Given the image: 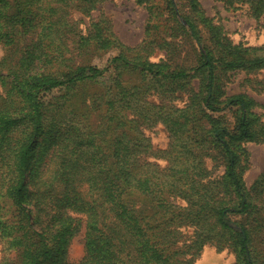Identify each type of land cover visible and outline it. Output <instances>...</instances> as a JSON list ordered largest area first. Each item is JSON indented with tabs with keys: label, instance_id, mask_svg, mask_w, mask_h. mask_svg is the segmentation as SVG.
Instances as JSON below:
<instances>
[{
	"label": "trees",
	"instance_id": "1",
	"mask_svg": "<svg viewBox=\"0 0 264 264\" xmlns=\"http://www.w3.org/2000/svg\"><path fill=\"white\" fill-rule=\"evenodd\" d=\"M99 1L0 0V45L11 50L21 40L23 48L15 64L9 54L0 61V78L12 83L0 96V199L16 212L0 218V236L14 253L0 264H71L67 248L83 225L86 254L76 264H192L205 244L221 249L230 241L235 264H264V202H254L259 195L238 169L242 143H264V113L247 94L219 100L227 71L264 68V47L232 44L203 16L199 0H180L184 12L172 0H136L149 9L151 46L168 53L167 39H153L155 22L173 21L198 44L195 18L210 25L211 45L198 51L197 64L171 68L144 57L146 46L123 45L103 18L83 30L74 11L89 16ZM220 1L247 4L255 18L263 16L264 29V0ZM111 51L104 68L89 63L93 52ZM151 90L168 100L184 90L188 101L177 109L151 103ZM226 108L239 114L233 130L213 115ZM157 121L171 136L166 150L151 152L166 160L163 167L144 157L151 146L142 126ZM44 134L50 147L40 151ZM206 157L215 161L211 168ZM219 166L223 172L214 175ZM258 187L264 174L253 188L264 195ZM254 214L259 223H246ZM230 215H242L240 231ZM182 225L192 235L180 242Z\"/></svg>",
	"mask_w": 264,
	"mask_h": 264
},
{
	"label": "rangeland",
	"instance_id": "2",
	"mask_svg": "<svg viewBox=\"0 0 264 264\" xmlns=\"http://www.w3.org/2000/svg\"><path fill=\"white\" fill-rule=\"evenodd\" d=\"M20 1V0H17ZM151 3H155L156 0H151ZM175 4L181 7L180 0H172ZM160 2H162L160 0ZM201 8L204 10L203 16L210 19V25H216L221 28L222 34H224L232 44H242L245 47H264V29L261 26L263 22V16L255 18L248 10V5L240 2H235L233 5L226 6L220 0H199ZM184 12L183 8L181 7ZM149 9L146 8V4H139L136 0H101L96 4V8L92 10L89 16H83L80 9L74 11L72 18L80 19V27L84 30L91 22H95L103 18L110 24L111 29L116 38L125 46L138 51L142 47L146 46L147 53H143L144 57H148L151 62H159L165 60L168 65L172 67L182 66L184 68H191L197 64L198 51L203 49V46L207 47L211 45L210 25H205L200 18H195V22L198 28L201 30L203 37L202 44H198L195 40L191 39L185 34H180L173 21H165L161 18L160 21L155 22L159 25L157 29L152 33L153 39L159 41L161 38H165L171 43V51L167 52L166 49L156 46L154 43L151 46V35H147L146 26L149 21ZM162 17V16H161ZM181 18V16H180ZM181 24L185 22L178 18ZM151 34V33H150ZM22 45L20 40L17 45L8 47H2L0 45V61L5 55H11L15 64L21 57L23 48L20 50L19 46ZM149 50V51H148ZM115 51H111L105 55L96 52L89 55V63L96 65L99 68H104L108 58L115 55ZM193 73V72H191ZM8 80V79H7ZM6 79L0 78V96L4 98L10 88L11 84ZM264 83V68L253 71L235 70L227 71L223 77L222 82V94L219 100L223 101L227 96L235 94H247L253 98L258 106L254 108L257 113H264V89L262 84ZM190 86H193L195 90L199 88L198 78H192ZM188 88V87H187ZM57 94V93H56ZM160 94L153 92L152 90L147 95V100L151 103H165L173 105L174 108H180L188 101L189 93L184 90H177L172 100L159 98ZM0 100V105H1ZM224 107V105H221ZM236 108L223 109L219 112L213 113L214 117L220 118L225 126L230 130H233L236 125L237 114ZM142 132L150 143V151L144 155L148 160L156 162L161 167L165 166L166 160L162 158L153 157L152 153H158L168 148L171 141L170 133L167 131L165 125L160 121L155 122L152 125L144 124L142 126ZM48 137L47 134L41 135L38 143L40 151H43V147H50L49 139L44 143ZM242 148L245 151L240 157L238 169L241 172L242 180L245 187L253 195H259L258 199L254 202H258L259 198L264 202V195L262 192L253 190L254 186L258 183L261 176L264 174V143L247 141L242 143ZM49 152V151H48ZM49 155V154H48ZM44 154L40 155L38 159V167L42 165L44 160ZM206 165L212 167L215 161L209 157L205 158ZM36 167H33L30 176L36 171ZM224 170L223 166H219L214 175L221 174ZM259 188V187H258ZM264 190L263 187L259 188ZM182 202V201H180ZM0 218L8 219L12 217L16 212L13 210V206L10 201L0 199ZM264 210V209H262ZM254 216H250L245 220L246 223H259L254 222ZM264 219V214L262 216ZM231 227L234 231H240L241 228L238 225L242 215L235 216L230 215ZM182 231L183 238L180 242L187 240L192 235V228L187 225L179 227ZM260 233V235H259ZM262 243L260 245L261 251L264 254V227L259 231ZM257 235V231H256ZM85 228L84 225L78 235L73 237L67 248L65 260L68 263L76 264L82 260L86 254L85 250ZM231 240H233L231 238ZM224 248H217L214 244H205L199 254L195 258L192 264H235L236 254L231 246ZM14 256V253L9 249L7 241L0 236V261L4 258H10Z\"/></svg>",
	"mask_w": 264,
	"mask_h": 264
}]
</instances>
